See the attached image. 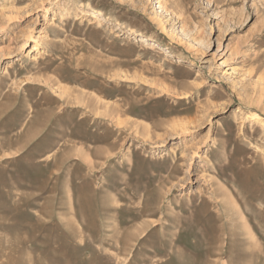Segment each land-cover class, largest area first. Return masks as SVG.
Returning <instances> with one entry per match:
<instances>
[{
  "label": "rangeland",
  "instance_id": "rangeland-1",
  "mask_svg": "<svg viewBox=\"0 0 264 264\" xmlns=\"http://www.w3.org/2000/svg\"><path fill=\"white\" fill-rule=\"evenodd\" d=\"M0 264H264V0H0Z\"/></svg>",
  "mask_w": 264,
  "mask_h": 264
},
{
  "label": "bare ground",
  "instance_id": "bare-ground-1",
  "mask_svg": "<svg viewBox=\"0 0 264 264\" xmlns=\"http://www.w3.org/2000/svg\"><path fill=\"white\" fill-rule=\"evenodd\" d=\"M33 50H36V48L35 47H33ZM67 93V92H66Z\"/></svg>",
  "mask_w": 264,
  "mask_h": 264
}]
</instances>
